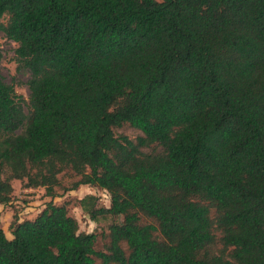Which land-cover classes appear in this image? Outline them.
Here are the masks:
<instances>
[{
    "label": "trees",
    "instance_id": "obj_1",
    "mask_svg": "<svg viewBox=\"0 0 264 264\" xmlns=\"http://www.w3.org/2000/svg\"><path fill=\"white\" fill-rule=\"evenodd\" d=\"M0 30L30 73L0 75V204L69 169L115 219L98 249L65 204L0 212V264H264V0H0Z\"/></svg>",
    "mask_w": 264,
    "mask_h": 264
},
{
    "label": "rangeland",
    "instance_id": "obj_2",
    "mask_svg": "<svg viewBox=\"0 0 264 264\" xmlns=\"http://www.w3.org/2000/svg\"><path fill=\"white\" fill-rule=\"evenodd\" d=\"M17 43L7 38L3 31L0 30V75L7 83L15 85L16 91L23 98L28 100L30 90L28 80L30 78L29 71L20 69L16 61ZM117 136L126 135L129 138L136 139L142 135V131L124 124L115 128ZM160 150V147L153 145L146 148V151ZM80 179L73 171L67 169L60 174V186L56 188L55 197L46 195L45 189L26 188L20 180H14V195L12 203L4 206L0 204L1 225L8 237H12L10 224L15 213L18 214L20 220L31 219L36 217L46 206L49 201H53L58 205L65 204L69 208L70 214L77 218L80 230L85 232H94L97 234V248L105 249L109 241V225L115 220L111 216H100L97 220H93L84 210L80 201L88 196L97 198L98 207H109L111 204L110 195L98 186L82 184L78 188L73 189V185Z\"/></svg>",
    "mask_w": 264,
    "mask_h": 264
},
{
    "label": "crops",
    "instance_id": "obj_3",
    "mask_svg": "<svg viewBox=\"0 0 264 264\" xmlns=\"http://www.w3.org/2000/svg\"><path fill=\"white\" fill-rule=\"evenodd\" d=\"M30 189H33V188H30Z\"/></svg>",
    "mask_w": 264,
    "mask_h": 264
}]
</instances>
